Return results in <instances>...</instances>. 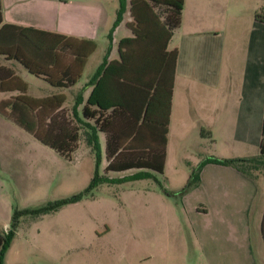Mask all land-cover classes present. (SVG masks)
Returning <instances> with one entry per match:
<instances>
[{
    "label": "crops",
    "instance_id": "obj_1",
    "mask_svg": "<svg viewBox=\"0 0 264 264\" xmlns=\"http://www.w3.org/2000/svg\"><path fill=\"white\" fill-rule=\"evenodd\" d=\"M118 7V0H0L1 25L57 33L95 44L85 60L83 74L95 58L83 87H76L82 74L75 86L50 90L51 95L66 97L63 107H71L84 88L83 104L78 108L81 110L94 89L95 82L89 83L106 55ZM257 14L264 16V0H184L181 24L168 44L169 51H177V62L170 78L163 172L171 139L183 140L190 129L195 137L223 141L229 153L226 159L259 155L264 120V22L255 18ZM130 21L127 11L113 31L112 40L108 39V61L118 59V42L131 36L126 28ZM7 65L13 71L19 66L14 62ZM106 92L100 89L105 104ZM151 93L123 86L117 95L144 114ZM157 94L148 113L150 125L165 113L166 91L160 89ZM88 107L91 111L97 109ZM144 136L143 140L151 141V135ZM99 139L105 154L106 137L101 133ZM250 151L257 154L251 156ZM181 203L186 214L196 219L192 232L202 264H264V171L251 179L232 167L207 164L201 169L198 187L182 196ZM155 241L153 236L151 257L172 250L171 260L185 264L184 245H159Z\"/></svg>",
    "mask_w": 264,
    "mask_h": 264
},
{
    "label": "rangeland",
    "instance_id": "obj_2",
    "mask_svg": "<svg viewBox=\"0 0 264 264\" xmlns=\"http://www.w3.org/2000/svg\"><path fill=\"white\" fill-rule=\"evenodd\" d=\"M92 61L94 57L78 89ZM14 72L29 97L52 94L47 82L23 67ZM16 95L0 93V99ZM70 108L63 111L68 113ZM225 149L223 141L195 137L190 129L183 140L171 139L162 174L150 172L149 178L131 180L128 177L137 171L105 173L102 147L98 161L81 141L68 159L0 115V234L16 226L4 264H176L170 257L172 250L151 257L153 236L159 245H184L185 264H202L192 232L196 219L186 214L178 192L202 161L226 159ZM95 173L110 181L87 192ZM79 194V201L50 210L59 200ZM42 209L48 211L37 213Z\"/></svg>",
    "mask_w": 264,
    "mask_h": 264
},
{
    "label": "trees",
    "instance_id": "obj_3",
    "mask_svg": "<svg viewBox=\"0 0 264 264\" xmlns=\"http://www.w3.org/2000/svg\"><path fill=\"white\" fill-rule=\"evenodd\" d=\"M118 3L108 39L112 40L113 31L127 11L131 21L126 23V28L131 36L118 42L117 60L108 61L110 49L107 50L89 83L95 82L90 96L78 110L83 104V88L68 113L63 111L66 97L61 94L43 99L29 97L26 85L7 63L18 64L52 88L69 89L80 81L85 60L95 50V44L57 33L1 25L0 16V93H18L0 99V115L68 159L83 141L96 153L99 161V134L102 133L106 137L105 173L136 170L137 173L128 178L141 180L151 177L150 172L162 174L164 169L171 105L170 78L177 62V51H169L168 44L181 24L184 0H130L128 8L126 0H118ZM255 18L264 22L263 15L257 14ZM123 86L152 91L144 114L141 110L136 112L132 103L118 97L117 93ZM100 89L107 90L103 97L106 104L102 103ZM160 89L166 91L165 113L150 125L148 113ZM88 106H96L97 109L91 111ZM144 135H151V141L143 140ZM207 164L232 167L248 178H256V174L261 172L260 166L264 167V120L258 156L205 159L191 171L187 184L178 192L181 197L198 187L201 169ZM107 181H110L107 176L95 173L87 192ZM81 196L59 200L50 210L56 211L67 203H75ZM46 211L48 209L37 213ZM15 234L16 226L13 224L8 232L0 235V264H4L5 250Z\"/></svg>",
    "mask_w": 264,
    "mask_h": 264
}]
</instances>
